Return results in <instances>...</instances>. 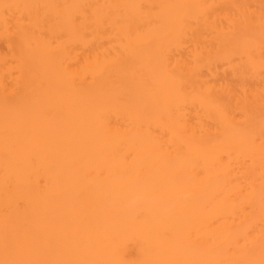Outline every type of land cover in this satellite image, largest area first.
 Segmentation results:
<instances>
[{
    "label": "bare ground",
    "instance_id": "bare-ground-1",
    "mask_svg": "<svg viewBox=\"0 0 264 264\" xmlns=\"http://www.w3.org/2000/svg\"><path fill=\"white\" fill-rule=\"evenodd\" d=\"M0 264H264V0H0Z\"/></svg>",
    "mask_w": 264,
    "mask_h": 264
}]
</instances>
